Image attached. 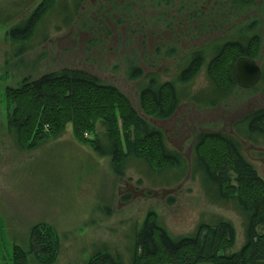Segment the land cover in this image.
Segmentation results:
<instances>
[{"label": "rangeland", "instance_id": "1", "mask_svg": "<svg viewBox=\"0 0 264 264\" xmlns=\"http://www.w3.org/2000/svg\"><path fill=\"white\" fill-rule=\"evenodd\" d=\"M44 1L0 0L1 264H14V248L27 250L36 227L50 229L58 240L53 264H88L104 252L119 264H131L149 217L176 242L191 240L204 225L228 222L235 230L234 242L220 255L241 252L248 242L244 218L207 195L193 163L197 139L236 137L242 119L264 108V0H53V12L35 26L31 37L13 42L9 31L27 24ZM238 35H244L237 42L242 47L247 39L261 45L257 42L248 56L232 61L236 87L219 92L209 78L208 63ZM200 52L206 54L202 69L193 80L180 82ZM239 59L260 67L257 84L240 85L235 69ZM63 69L97 75L122 92L145 119L141 89L152 80L155 89L174 83L182 100L174 115L146 120L162 131L168 149L183 157L185 170L179 165L153 175L147 165L132 159L116 164L91 143L76 139L71 126L34 150L22 148L8 130V117L16 108L8 109L6 91ZM104 133L99 124L97 136ZM242 142L243 153L264 180V144Z\"/></svg>", "mask_w": 264, "mask_h": 264}, {"label": "trees", "instance_id": "2", "mask_svg": "<svg viewBox=\"0 0 264 264\" xmlns=\"http://www.w3.org/2000/svg\"><path fill=\"white\" fill-rule=\"evenodd\" d=\"M52 2L47 0L40 4L27 24L9 31V38L16 43L29 39L35 26L39 27L45 15L53 12ZM238 36L236 42L230 41L220 48L208 63L209 78L217 83L215 87L219 92L236 87L231 75L232 61L240 55L248 56L257 42L261 45L260 40L248 42L247 39V46L242 47L239 40H243L244 35ZM22 51L15 50L14 54ZM205 56L202 52L194 56L193 62L183 70L180 82L193 80L194 74L202 69ZM180 95L174 83L155 89V80H152L140 91L141 112L146 119H169L180 104ZM5 98L8 109L16 108L8 117V130L17 136L25 150H34L48 138L59 137L71 126L76 139L91 143L97 153L114 158L116 164L132 159L147 165L149 174L153 175L165 174L168 168H180L179 165L184 164L183 157L165 145L162 131L141 117L122 92L100 82L97 75L86 70L63 69L25 81L21 88L7 90ZM210 99L202 98L198 102ZM241 122L243 129L235 130L237 138L219 134L197 139L193 165L207 195L235 208L244 218L246 246L232 257L220 255L221 250L224 252L234 242L235 230L228 222L223 221L219 226L204 225L191 240L176 242L149 217L137 238L131 264H264V180L243 153L242 142L264 144V108L253 111ZM99 124L106 128L103 137L97 136ZM88 135L96 138L86 139ZM102 139L110 143H103ZM14 250V264H53L59 251L58 240L50 229L36 227L30 234L27 250L19 246ZM108 256L105 252L96 254V260L93 258L88 264H119L117 258Z\"/></svg>", "mask_w": 264, "mask_h": 264}, {"label": "water", "instance_id": "3", "mask_svg": "<svg viewBox=\"0 0 264 264\" xmlns=\"http://www.w3.org/2000/svg\"><path fill=\"white\" fill-rule=\"evenodd\" d=\"M239 83L244 88L257 84L261 78L260 67L250 59H239L235 65Z\"/></svg>", "mask_w": 264, "mask_h": 264}]
</instances>
